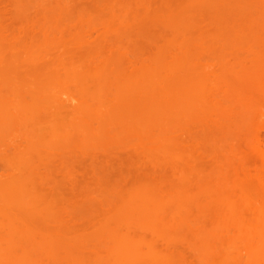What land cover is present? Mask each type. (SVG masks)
<instances>
[{
    "label": "rangeland",
    "instance_id": "rangeland-1",
    "mask_svg": "<svg viewBox=\"0 0 264 264\" xmlns=\"http://www.w3.org/2000/svg\"><path fill=\"white\" fill-rule=\"evenodd\" d=\"M196 1L0 0V264H264V0Z\"/></svg>",
    "mask_w": 264,
    "mask_h": 264
},
{
    "label": "bare ground",
    "instance_id": "bare-ground-1",
    "mask_svg": "<svg viewBox=\"0 0 264 264\" xmlns=\"http://www.w3.org/2000/svg\"><path fill=\"white\" fill-rule=\"evenodd\" d=\"M195 1H196V0H195ZM195 1L192 0V3H190V7L193 8V9H195L196 7H198V6H196V5H198V4H195V3H194ZM198 1H200V0H198ZM196 3H197V1H196ZM191 5H192V6H191ZM193 6H195V7H193ZM260 152H261V154L264 153V151H262V150H261ZM227 201H228V200H227ZM227 201L224 203V206H225V204L227 203ZM227 205H228V204H226V206H227ZM222 206H223V205H221L220 207H222ZM224 206H223V207H224ZM226 206H225V207H226ZM223 207H222L221 210H225V212H224V211H223V212L226 214V216H225L224 213H223V214H224V218L227 219V218H229V217L227 216V215H228L227 213L230 214V213H232V211H231L229 205L227 206V207H228V210H227L228 212L226 211L227 208L224 207L225 209H223ZM231 215H232V214H231ZM228 220H229V219H228ZM262 240H263L262 243H264V239H262ZM260 242H261V241H260ZM123 260H124V259H123ZM124 261H125V260H124Z\"/></svg>",
    "mask_w": 264,
    "mask_h": 264
}]
</instances>
